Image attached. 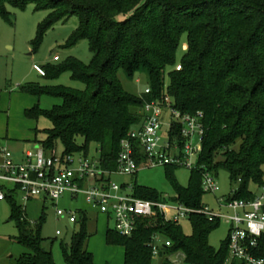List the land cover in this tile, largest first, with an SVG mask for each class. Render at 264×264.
Returning a JSON list of instances; mask_svg holds the SVG:
<instances>
[{
	"label": "trees",
	"instance_id": "1",
	"mask_svg": "<svg viewBox=\"0 0 264 264\" xmlns=\"http://www.w3.org/2000/svg\"><path fill=\"white\" fill-rule=\"evenodd\" d=\"M27 0H0V15L12 23L5 4L22 7ZM36 10H48L39 23L33 46L56 22L71 15L78 26L67 40L71 47L87 40L92 58L85 64L68 58L61 64L41 66L46 80L69 72L82 89L64 85L26 83L20 91L36 98L60 99L50 109L38 104L25 108L26 118L45 116L52 126L42 130L45 149H54L60 141L63 153L87 155L90 144L97 145L102 168L116 166L119 143L127 132L143 121V99L159 98L166 92L174 106L185 113H203L204 139L199 164L191 170L187 186L171 178L174 166H165L175 197L192 208L204 206L202 170L214 177L223 170L236 184L227 199H253L250 184H264V0H33ZM122 15L121 20L117 19ZM187 34L188 49L177 70L167 73L175 63L180 38ZM128 76L145 71L151 92L127 93L117 78V71ZM34 135L40 131L33 128ZM36 138V137H35ZM79 139H82L80 142ZM138 158V161L142 160ZM132 194L157 200L161 195L152 188L132 184ZM7 195L9 219L17 227L14 239L28 252L17 264H54L52 255L42 247L41 221L32 227L25 211L15 200V191ZM193 232H182L179 223L161 215L140 218L130 236L107 229L106 242L124 247V264H153L147 243L157 233L171 242L160 246L158 264H171L168 256L176 251L185 255L186 264H245L226 262L228 237L218 248L210 246L208 235L219 219L196 213L189 217ZM76 222V221H75ZM89 234L87 218L80 214L78 228L69 246L63 245L66 264H93L86 247ZM256 256L264 257V236Z\"/></svg>",
	"mask_w": 264,
	"mask_h": 264
},
{
	"label": "rangeland",
	"instance_id": "2",
	"mask_svg": "<svg viewBox=\"0 0 264 264\" xmlns=\"http://www.w3.org/2000/svg\"><path fill=\"white\" fill-rule=\"evenodd\" d=\"M5 6L11 14L12 23L5 21L0 15V147H5L18 155L27 150H34L37 141L43 140L45 137L42 130L52 126L51 121L45 116H39L36 120L26 118L23 114L24 109L35 104H38L42 109H50L54 104L60 103L58 98L46 95L36 98L34 95L24 93L20 91V86L26 83H39L40 85H64L82 89L84 85L72 80L69 72H64L53 80L44 79L41 77V66L46 63L61 64L68 58H75L87 64L92 58V52L87 40H81L71 47H66L69 36L78 26L76 15L56 22L46 31L42 41L35 47L33 41L36 37L37 27L48 16L49 11L36 10L33 0H27L22 7L13 6L10 3H6ZM122 18V15L117 17L119 20ZM187 49L188 39L187 34L184 33L179 41L175 63L167 68L166 85L169 82L167 73L180 68ZM54 55L58 56V61L53 60ZM116 74L122 88L129 94L140 95L146 87H149L147 74L143 70L128 76L120 69ZM32 128L40 131L36 138L30 130ZM79 141L81 142L82 139ZM55 150L57 154L63 152L60 141L56 142ZM86 156L89 159H99L96 144H90ZM167 171L168 169L162 166L140 167L135 175L115 174L111 179L123 186L136 184L152 188L162 198H174L175 191ZM170 176L179 185L187 186L190 170L184 167H175L171 170ZM215 180L217 192L215 195L205 192L202 202L212 210L220 211L224 215L231 214L230 210L220 209L216 200L217 198L226 199L230 196L235 190L236 184L230 182L228 173L223 170L218 172ZM249 187L255 195L262 192L259 185L250 184ZM15 200L25 211L33 228L42 217L40 229L42 247L51 253L54 264H66L62 246L70 245L73 232L78 228L81 213H84L87 218L89 237L86 247L93 255V264H124V247L118 243L108 244L106 242V231L107 229L114 230L113 222L92 209L84 195L80 194L72 198L69 193H65L57 201L38 197L23 203L19 194H16ZM58 209L74 212L76 222H69L67 215H57ZM9 216L10 202L6 199L1 200L0 264H17L20 256L28 252L14 239L18 231L15 222L10 220ZM179 224L185 235L192 234L193 228L189 219H181ZM228 230L227 220L221 218L218 226L208 235L210 246L218 248L228 237ZM56 231H59V234H56ZM153 264H158V259H154Z\"/></svg>",
	"mask_w": 264,
	"mask_h": 264
},
{
	"label": "built area",
	"instance_id": "3",
	"mask_svg": "<svg viewBox=\"0 0 264 264\" xmlns=\"http://www.w3.org/2000/svg\"><path fill=\"white\" fill-rule=\"evenodd\" d=\"M53 60L58 61V56L54 55ZM150 92V87H146L140 95ZM142 113L141 125L130 129L120 140L116 166L112 170L102 168L100 159H89L82 154H57L55 148L45 149L41 144L32 151H25L23 161H15L7 148L0 147V201L13 193L12 190L23 203L38 197L57 201L65 193L72 198L82 194L91 208L111 220L114 230L122 236H130L139 219L144 217L161 215L174 223L196 213L209 219L224 218L229 224L226 262L264 264V257L256 256L259 241L264 236V184L262 192L253 199L217 198L220 209L231 211L224 215L207 205L192 208L173 198H139L132 194V184L123 186L112 181L113 175H135L140 167L174 166L190 171L203 167L199 164L205 134L201 111L182 112L164 92L159 98H144ZM139 157L143 159L138 161ZM202 179L203 191L215 195V177L202 170ZM56 213L67 215L71 223L76 221L72 211L58 209ZM162 244L169 247L171 242L157 233L147 243L155 259ZM168 259L171 264H186L181 251L171 253Z\"/></svg>",
	"mask_w": 264,
	"mask_h": 264
},
{
	"label": "crops",
	"instance_id": "4",
	"mask_svg": "<svg viewBox=\"0 0 264 264\" xmlns=\"http://www.w3.org/2000/svg\"><path fill=\"white\" fill-rule=\"evenodd\" d=\"M33 129V128H32ZM32 129H30L31 131H32ZM33 132V131H32ZM34 134V133H33ZM35 136V135H34ZM35 137H37V134H36V136ZM45 138V137H44ZM27 141V140H26ZM39 143H37L36 144V146H35V148L37 147V145H38ZM34 148V149H35ZM12 153V152H11ZM24 153L25 152H22V153H19L18 155L17 154H15V153H12V157H13V159L15 160V161H23V157H24Z\"/></svg>",
	"mask_w": 264,
	"mask_h": 264
}]
</instances>
